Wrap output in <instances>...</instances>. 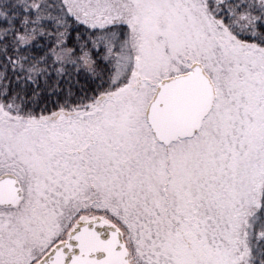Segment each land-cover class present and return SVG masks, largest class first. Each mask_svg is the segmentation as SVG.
I'll return each instance as SVG.
<instances>
[{"label": "snow or ice", "instance_id": "obj_1", "mask_svg": "<svg viewBox=\"0 0 264 264\" xmlns=\"http://www.w3.org/2000/svg\"><path fill=\"white\" fill-rule=\"evenodd\" d=\"M0 264H264V0H0Z\"/></svg>", "mask_w": 264, "mask_h": 264}]
</instances>
